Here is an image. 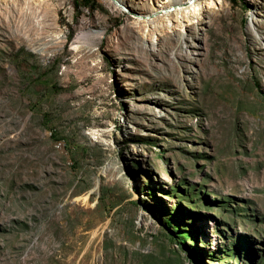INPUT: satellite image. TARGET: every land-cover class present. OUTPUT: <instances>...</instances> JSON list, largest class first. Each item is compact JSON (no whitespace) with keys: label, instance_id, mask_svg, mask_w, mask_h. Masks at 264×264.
I'll return each mask as SVG.
<instances>
[{"label":"rangeland","instance_id":"374dc122","mask_svg":"<svg viewBox=\"0 0 264 264\" xmlns=\"http://www.w3.org/2000/svg\"><path fill=\"white\" fill-rule=\"evenodd\" d=\"M187 1L0 0V264H264V0Z\"/></svg>","mask_w":264,"mask_h":264},{"label":"bare ground","instance_id":"6f19581e","mask_svg":"<svg viewBox=\"0 0 264 264\" xmlns=\"http://www.w3.org/2000/svg\"><path fill=\"white\" fill-rule=\"evenodd\" d=\"M107 1L112 6L113 9H118L120 11H123V9L125 7V5H124L125 0H107ZM184 1L185 0H163V2H165L164 4H158V6H152L150 8V12L158 13L162 10H165V12H163L161 16L167 17V19L169 20V16H170V14H172V12H170L169 10H170V7L172 6V7H176L177 12L175 14L179 17V14H183L182 13L183 12L182 5L185 3ZM210 1L213 3L212 0H210ZM219 1H221V0H215L213 5L210 7H212V8L216 7L218 5ZM192 2H195V0H190V1H187L186 3L191 4ZM195 4H197V3H195ZM144 21L147 22L146 18ZM103 33H104L103 29H97L95 31H90L89 29H86V27H82L78 31V33L76 34L74 42L75 43H81V44H89L92 42V40L101 38Z\"/></svg>","mask_w":264,"mask_h":264},{"label":"trees","instance_id":"16d2710c","mask_svg":"<svg viewBox=\"0 0 264 264\" xmlns=\"http://www.w3.org/2000/svg\"><path fill=\"white\" fill-rule=\"evenodd\" d=\"M231 1L236 2L237 0H231Z\"/></svg>","mask_w":264,"mask_h":264}]
</instances>
